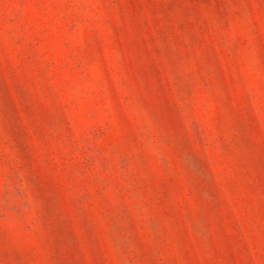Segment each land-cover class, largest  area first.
<instances>
[{
	"label": "rangeland",
	"instance_id": "rangeland-1",
	"mask_svg": "<svg viewBox=\"0 0 264 264\" xmlns=\"http://www.w3.org/2000/svg\"><path fill=\"white\" fill-rule=\"evenodd\" d=\"M0 264H264V0H0Z\"/></svg>",
	"mask_w": 264,
	"mask_h": 264
}]
</instances>
